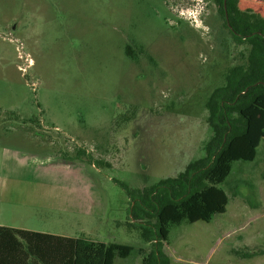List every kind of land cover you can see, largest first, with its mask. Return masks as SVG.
I'll list each match as a JSON object with an SVG mask.
<instances>
[{"label": "rangeland", "instance_id": "rangeland-1", "mask_svg": "<svg viewBox=\"0 0 264 264\" xmlns=\"http://www.w3.org/2000/svg\"><path fill=\"white\" fill-rule=\"evenodd\" d=\"M248 52L214 0H0V224L131 245L114 264H144L154 243L116 180L143 189L202 157L208 98ZM263 167L264 139L221 186L253 208ZM233 207L171 226V264H264V214Z\"/></svg>", "mask_w": 264, "mask_h": 264}, {"label": "trees", "instance_id": "trees-1", "mask_svg": "<svg viewBox=\"0 0 264 264\" xmlns=\"http://www.w3.org/2000/svg\"><path fill=\"white\" fill-rule=\"evenodd\" d=\"M214 2L226 28L227 11L235 42L248 44L249 52L244 62L229 69L225 83L208 98L212 135L205 154L176 176L143 189L116 180L130 199V217L138 224L134 226L142 230L146 241L154 243L143 255L144 264H171L164 250L171 226L210 222L227 211L229 195L221 184L233 162L255 159L264 139V0ZM133 249L86 235L62 236L0 225V264H114L116 257H128Z\"/></svg>", "mask_w": 264, "mask_h": 264}, {"label": "crops", "instance_id": "crops-1", "mask_svg": "<svg viewBox=\"0 0 264 264\" xmlns=\"http://www.w3.org/2000/svg\"><path fill=\"white\" fill-rule=\"evenodd\" d=\"M257 153H258V149H257ZM263 171H264V167H263ZM261 178H262L263 182L260 184V187L257 189V191H255V195L258 196L259 201H257L255 203V205H253L254 206L253 208H251L249 206L248 200L250 197H252V195H254V192L250 191V190H240L239 184H236L233 187L232 198L229 197V204L231 201H233V204H234L233 218L235 221L246 222L247 220H251L256 215L264 214V175H262ZM259 208L263 209V213L261 212V213H256V214L251 215L253 210H258ZM53 234H55V233H53ZM227 234H229V233L225 234V231H223L218 236L222 240L223 236L227 235ZM58 235H60V234H58ZM62 236H66V235H62Z\"/></svg>", "mask_w": 264, "mask_h": 264}, {"label": "flooded vegetation", "instance_id": "flooded-vegetation-1", "mask_svg": "<svg viewBox=\"0 0 264 264\" xmlns=\"http://www.w3.org/2000/svg\"><path fill=\"white\" fill-rule=\"evenodd\" d=\"M225 21H226V24L229 26L228 28H230V22H229V17H228L227 11H226V14H225ZM127 52L130 53V49L129 48H127ZM142 53H143L142 44L140 42L139 43L137 42L135 44V49H134L133 56H134L135 59H138V57H140Z\"/></svg>", "mask_w": 264, "mask_h": 264}]
</instances>
